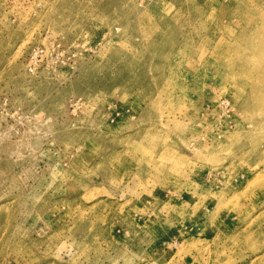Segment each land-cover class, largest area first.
<instances>
[{"label": "rangeland", "instance_id": "obj_1", "mask_svg": "<svg viewBox=\"0 0 264 264\" xmlns=\"http://www.w3.org/2000/svg\"><path fill=\"white\" fill-rule=\"evenodd\" d=\"M0 264H264V0H0Z\"/></svg>", "mask_w": 264, "mask_h": 264}, {"label": "bare ground", "instance_id": "obj_2", "mask_svg": "<svg viewBox=\"0 0 264 264\" xmlns=\"http://www.w3.org/2000/svg\"><path fill=\"white\" fill-rule=\"evenodd\" d=\"M194 3H195V2H194ZM197 7H198V6H197ZM215 72H216V71H215ZM212 73H213V72H212ZM215 74H216V73H215ZM215 74H214V75H215ZM212 75H213V74H212ZM214 75H213V77H214ZM225 78H226V76H225ZM215 79H217V78H215ZM231 80H232V79H231ZM231 80H230V81H231ZM256 102H258V101H256ZM259 103H260V102H259Z\"/></svg>", "mask_w": 264, "mask_h": 264}]
</instances>
